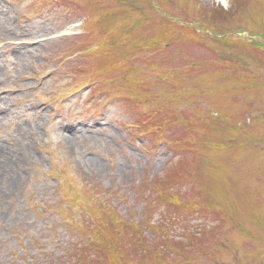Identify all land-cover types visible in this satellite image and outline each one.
Masks as SVG:
<instances>
[{"label": "rangeland", "instance_id": "1", "mask_svg": "<svg viewBox=\"0 0 264 264\" xmlns=\"http://www.w3.org/2000/svg\"><path fill=\"white\" fill-rule=\"evenodd\" d=\"M0 264H264V0H0Z\"/></svg>", "mask_w": 264, "mask_h": 264}]
</instances>
